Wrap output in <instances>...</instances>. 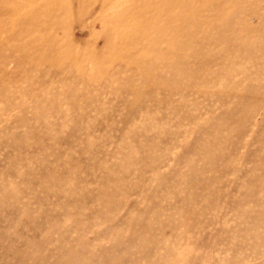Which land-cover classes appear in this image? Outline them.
Wrapping results in <instances>:
<instances>
[{
	"label": "rangeland",
	"instance_id": "obj_1",
	"mask_svg": "<svg viewBox=\"0 0 264 264\" xmlns=\"http://www.w3.org/2000/svg\"><path fill=\"white\" fill-rule=\"evenodd\" d=\"M0 264H264V0H0Z\"/></svg>",
	"mask_w": 264,
	"mask_h": 264
}]
</instances>
